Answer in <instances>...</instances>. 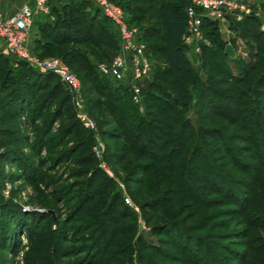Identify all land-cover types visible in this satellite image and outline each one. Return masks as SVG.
I'll use <instances>...</instances> for the list:
<instances>
[{"label": "rangeland", "instance_id": "1", "mask_svg": "<svg viewBox=\"0 0 264 264\" xmlns=\"http://www.w3.org/2000/svg\"><path fill=\"white\" fill-rule=\"evenodd\" d=\"M28 1L10 0L9 7L16 11ZM117 1L130 7L132 27L144 43L160 51L151 52L159 73L146 85H154L151 93L160 101L148 100L147 111L145 105L137 110L125 91L100 77L98 66L120 53L118 34L88 3L83 29L89 38L79 49L95 73L91 79L72 65L71 56L65 58L71 45L58 46L48 38L68 31L76 0H55L49 15L36 18L30 39L35 59L61 60L78 75L83 107L66 86L67 104L55 96V84L43 83L42 73L12 58L0 59V93L14 91L25 104L0 111L13 134L8 159L0 166V264H264V216L253 212L264 199V158L256 147L261 134L254 123L264 127V78L259 80L264 0H239L256 13L252 23L218 22L208 28L214 33L204 36L209 43L201 44L209 46L204 55L187 50L195 77L185 146L176 141L182 123L176 131L165 124L170 117L165 104L177 100L158 3L183 6L186 1ZM48 45L51 50L44 52ZM247 74V82L232 83ZM241 90L254 113L230 101ZM120 108L142 119L138 133ZM85 117L95 129L85 126ZM200 151L202 161L196 157ZM160 161L168 170L158 169Z\"/></svg>", "mask_w": 264, "mask_h": 264}, {"label": "built area", "instance_id": "2", "mask_svg": "<svg viewBox=\"0 0 264 264\" xmlns=\"http://www.w3.org/2000/svg\"><path fill=\"white\" fill-rule=\"evenodd\" d=\"M97 8L117 31L120 53L109 63L98 66L99 73L114 85L129 91L135 105L144 109L143 89L153 77L156 66L149 47L138 30L129 24L125 9L112 0H85ZM187 26L183 43L187 50L201 53V44H209L204 39L206 21H242L251 16L257 17L239 0H187ZM0 0V55L16 62H25L42 74L53 73L75 95L77 105L83 107L79 98L82 83L78 75L58 59L37 60L30 51V39L39 16L49 15L55 0H29L12 15L6 16L1 9ZM86 127L94 128V123L82 118ZM95 129V128H94Z\"/></svg>", "mask_w": 264, "mask_h": 264}, {"label": "trees", "instance_id": "3", "mask_svg": "<svg viewBox=\"0 0 264 264\" xmlns=\"http://www.w3.org/2000/svg\"><path fill=\"white\" fill-rule=\"evenodd\" d=\"M112 1L121 5L125 9L126 13L128 12V10H130V7L128 8V7L124 6L119 1H117V0H112ZM184 1H186V2L183 6L182 5L181 6L176 5L173 3H169L167 1H161V2L158 1L159 2L158 8H159V13H160L159 14L160 15V24H161L162 31L164 33V39H163L164 40V45H163L164 58L166 60V64L171 68L172 81L170 82V85H171L172 92L175 96V100H177L176 105L175 104H165L167 112L170 113V117L168 116V118H166L165 124L167 126L172 124V129L174 131H176L177 129L175 128V126L178 123H180V124L182 123L181 127H179V129L177 131V135H176V141L179 138L181 140L182 146H185L187 144V141H188V135L189 134H187V130L189 132L188 127L190 128L191 123L189 120L185 119V115L188 114L189 111H191V103H190L191 101H190V93H189L190 81L192 79H194V77H195L194 70H193V68H192V66H191V64H190V62L186 56L187 47L183 43V38H184L185 33H186V26H187V22H188L186 10L189 6V2L187 0H184ZM87 3L88 2L85 0H81V1L76 0L75 14L71 15L68 19L69 20V24H68L69 28L67 29L68 31L67 32L56 31L54 36L52 35V37H48V38L52 39V41L58 46L71 45L72 49L69 53H67V55H65V58L68 56H71L72 57V60H71L72 65L78 67L79 70H81V71H85L88 74V77L91 79L93 76H95V73L93 72V69L89 65L86 54L82 50L79 49V45L81 43L86 42L89 38L88 34H86L87 32L84 34V29H83V27L87 23V18H88L89 9L87 7ZM52 8H53V6L51 7V9ZM133 11H134V13L137 12L135 10H133ZM139 11H142V10L139 9ZM254 18L255 17H252V16L247 17L243 21L238 22L237 24L241 25L244 23H247V24L252 23ZM128 19H129L128 20L129 24L132 26L133 21L130 19L129 15H128ZM231 22H233V21H231ZM217 24H218V22H216V21H206L205 22V24H204V36L206 38L208 37V34L212 35L214 33L213 31H212V34L209 33L208 28L210 26L215 27ZM249 33H250V35H252L256 39L258 38L256 31L252 30ZM118 41H119V38H118ZM118 46H119L118 48L120 49V43H118ZM218 47L222 48V44H218ZM149 49L154 55H157L160 52L159 50H155L153 46L152 47L149 46ZM207 49H209V46L203 45V47H202V54L203 55L205 54V51H207ZM49 50H51V45L50 46L48 45V46H46V48H43L44 52H47ZM43 55L45 56V53ZM219 56L220 55H218L216 57V59ZM3 58L4 57L0 55V59H3ZM23 63H25V62H23ZM254 69H255V67L254 68L251 67L249 72L254 71ZM158 73H159V69L156 68L154 76L155 75L157 76ZM248 76H249V74H247L244 77L235 78L232 80V83H236V84L245 83V82H247V80L249 78ZM100 77L106 82L107 85H109L111 83L109 80L102 77L101 75H100ZM263 78H264V75L259 80H262L261 82H263ZM41 80H43V83H45V85H47V86H51L52 84H55V86H54L55 96L59 97V98H61L63 96L61 98V101L65 104H67V102L69 101V100H67L68 95L64 96V92H65L66 87L57 75H55L53 73L41 74ZM149 81L150 80H148L146 82L144 89H143L144 105L146 106V111L148 109V106H150L152 104L151 101L154 102L155 99H157V100L159 99V101H160V98L157 97V94L155 92L151 93L153 86H154V85H152V83L150 84L151 89L150 88L146 89V85H147V83H149ZM258 84H259V81H258ZM22 88L24 89V92H26L25 89L28 90L26 88L25 84L23 85ZM117 88H118V90L125 91V93H126L127 97L129 98L131 104H133L138 110V107H137V105L134 104L130 93L123 87H117ZM1 93H2V95H1ZM1 93H0V111L1 110L4 111L3 109H4V107H7L6 105H8L10 107V110H16L15 107H17L19 104H23L21 101V98L18 95H16L14 93V91H11V93L9 95H6L3 92H1ZM100 93L103 94L104 92L100 91ZM262 94H264V93H262ZM247 95L248 94H246L243 90H241V91H239L238 97H234V99L232 98V100L230 99V101L234 104L241 106V107H243V106L248 107L249 111H247V114H250V113L252 114V113H254L253 111H250L252 109V106L249 105L248 103L244 102V98ZM255 95H257V93ZM253 96H254V94H253ZM260 96L264 97V95H260ZM8 100H10V101H8ZM112 100H113V98H112ZM148 100H151V101L148 102ZM255 100L256 99H252L251 103H253L255 105V111L258 112V110H259L258 105H257L258 102L254 103ZM4 101H7V103L4 104ZM114 101L116 103L115 102H113V103L115 105L119 106V103H120L119 97H115ZM23 106H25V104H23ZM29 106L32 108V104H29ZM154 107H156V106H154ZM120 111H121V114L123 113L124 118L129 119V121H130L129 124L133 125V127H132L133 131H136V133H138L140 131L141 125L144 123L142 121V119H140L136 113L127 112L126 109L120 108ZM246 120H247V118H245V122H246ZM254 123L257 124L259 132H260L259 134H261V137H259L260 138V140L258 142L259 144L256 147H257L258 153L260 155L259 157L261 159H263L264 158L263 157L264 156V127L262 126V123L259 120L254 121ZM11 132H12V130L8 127V122L3 117H0V166H1L2 162L7 161V159H8L6 156L8 154V153H6V149L8 148V146H10V141H11V138L13 137V134ZM148 142H150V139ZM196 157H197L198 161H202V159L204 158L203 152L200 151L199 153H197ZM157 167L160 171L168 170V168L165 167L164 161H160V163L157 165ZM0 179H1V173H0ZM250 204H252V201H251V203L249 201L246 202L245 206L247 207V205H248L247 208L250 209ZM246 212H247V210H246ZM253 212H255L256 214L258 212V214H262L264 216V199L263 200L261 199V202L258 201L257 204H255V206L253 208Z\"/></svg>", "mask_w": 264, "mask_h": 264}, {"label": "crops", "instance_id": "4", "mask_svg": "<svg viewBox=\"0 0 264 264\" xmlns=\"http://www.w3.org/2000/svg\"><path fill=\"white\" fill-rule=\"evenodd\" d=\"M9 1L10 0H2V3H1L2 12L6 16H10V15H12L15 12V11H13L14 8H10L9 7V3H10Z\"/></svg>", "mask_w": 264, "mask_h": 264}]
</instances>
